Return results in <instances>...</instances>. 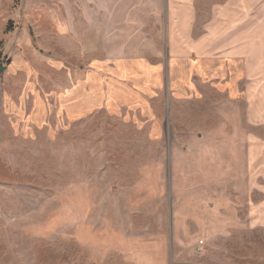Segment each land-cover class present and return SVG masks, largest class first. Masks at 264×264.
Wrapping results in <instances>:
<instances>
[{"label": "rangeland", "instance_id": "rangeland-1", "mask_svg": "<svg viewBox=\"0 0 264 264\" xmlns=\"http://www.w3.org/2000/svg\"><path fill=\"white\" fill-rule=\"evenodd\" d=\"M0 0V264H264V0Z\"/></svg>", "mask_w": 264, "mask_h": 264}, {"label": "crops", "instance_id": "crops-1", "mask_svg": "<svg viewBox=\"0 0 264 264\" xmlns=\"http://www.w3.org/2000/svg\"><path fill=\"white\" fill-rule=\"evenodd\" d=\"M249 2L252 4L251 6H253L254 5V0H246V4L248 5L246 10L247 11H252V10H254V7L253 8H249Z\"/></svg>", "mask_w": 264, "mask_h": 264}]
</instances>
